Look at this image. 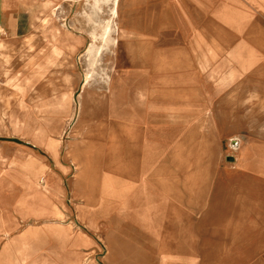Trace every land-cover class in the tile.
I'll use <instances>...</instances> for the list:
<instances>
[{
  "label": "crops",
  "instance_id": "obj_1",
  "mask_svg": "<svg viewBox=\"0 0 264 264\" xmlns=\"http://www.w3.org/2000/svg\"><path fill=\"white\" fill-rule=\"evenodd\" d=\"M119 4L130 65L85 83L67 138L0 137V264H102L107 217L104 264H264V0ZM21 10L0 0V73L37 41ZM37 88L57 116L73 84Z\"/></svg>",
  "mask_w": 264,
  "mask_h": 264
},
{
  "label": "rangeland",
  "instance_id": "obj_2",
  "mask_svg": "<svg viewBox=\"0 0 264 264\" xmlns=\"http://www.w3.org/2000/svg\"><path fill=\"white\" fill-rule=\"evenodd\" d=\"M18 1L21 2L23 10L17 15L19 21L17 32L36 34L38 38L33 42V52L27 54L23 63H11L13 68L24 71L23 74L0 73V137L14 136L23 141H31L34 140L36 131L42 129L58 132L60 138L65 140L78 116V104L85 87L86 73L89 70L92 73L88 84L90 87L107 89L108 81H112L130 65L125 44L120 38L116 44L108 42V45L101 49L99 58L97 57L98 63L92 65L96 46L102 44L100 34L103 25L111 17L110 2L107 4L105 0ZM118 12L120 14V8ZM256 13L258 11H251L252 15ZM30 67L37 68V71L30 73ZM20 76L25 78L26 84L23 88L5 89L8 77L18 80ZM68 81L73 84L69 101L65 99L60 103L56 111L58 115L53 116L49 104L51 91L40 90L37 87L41 82ZM59 93L60 98L66 94L61 90ZM231 143L234 145L232 141ZM126 221L129 219L102 218V264L105 263V257L110 251L107 231L116 226L120 227L121 223L124 224Z\"/></svg>",
  "mask_w": 264,
  "mask_h": 264
},
{
  "label": "bare ground",
  "instance_id": "obj_3",
  "mask_svg": "<svg viewBox=\"0 0 264 264\" xmlns=\"http://www.w3.org/2000/svg\"><path fill=\"white\" fill-rule=\"evenodd\" d=\"M96 1V0H95ZM111 3L110 6V13H111V17L106 20V23L103 25L102 28V32L100 34L101 40H102V44L99 46H96L95 49V60L92 62V65H94L97 62V57L101 52V49H103V47L108 43V42H113V44L117 43V37L116 34L118 33L119 27L118 24L116 22V18L118 16V4H119V0H105ZM100 18V17H99ZM104 18V17H103ZM119 35V33H118ZM124 37V36H123ZM94 44V43H93ZM91 45V44H90ZM108 45V44H107ZM107 48V47H106ZM91 49V48H90ZM54 51H56V48L53 49ZM94 55V53H92ZM90 55V54H89ZM100 56V55H99ZM99 58V57H98ZM1 61V59H0ZM90 62V63H91ZM89 63V64H90ZM98 63V62H97ZM92 78V73L90 72V70L86 73V77H85V83L90 82ZM69 82V81H68ZM70 83V82H69ZM40 111V110H39Z\"/></svg>",
  "mask_w": 264,
  "mask_h": 264
}]
</instances>
